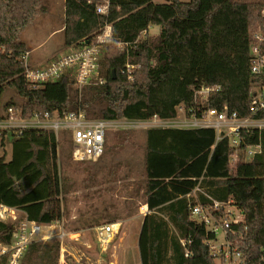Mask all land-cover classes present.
<instances>
[{
    "label": "trees",
    "instance_id": "16d2710c",
    "mask_svg": "<svg viewBox=\"0 0 264 264\" xmlns=\"http://www.w3.org/2000/svg\"><path fill=\"white\" fill-rule=\"evenodd\" d=\"M102 3L66 0L67 47L95 39L107 24L114 26L115 41L129 47L111 45L101 63L106 83L80 92L69 77L40 87L27 81L21 58L28 49L21 32L42 0H0V119H7L11 108L21 109L24 118L81 108L95 120H174L180 106L192 116L196 92L204 87L220 90L197 112L199 118L208 108L225 107L242 119L252 117L255 89L264 86V76L251 72L253 34L264 33V0H110L107 17L97 14ZM151 26L160 32L150 36ZM255 118L264 119V110ZM124 134L119 130L111 138L119 142ZM70 136L62 133L58 145L53 132L0 133V203L42 226L63 221L69 208L68 171L98 163L109 149L98 162H74ZM231 143L210 128L147 131L144 180L137 194L149 211L139 234L141 264H218L206 245L215 234L192 217V206H213L196 193L198 188L223 205L224 213L237 209L244 216L247 230L237 226L240 235L231 239L247 264H264V129L242 131L235 164ZM252 149L258 151L248 158ZM77 220V231L121 221L98 211ZM16 226L0 221V245L12 243ZM60 246V240L35 241L21 264H59Z\"/></svg>",
    "mask_w": 264,
    "mask_h": 264
},
{
    "label": "built area",
    "instance_id": "2783aa9c",
    "mask_svg": "<svg viewBox=\"0 0 264 264\" xmlns=\"http://www.w3.org/2000/svg\"><path fill=\"white\" fill-rule=\"evenodd\" d=\"M103 3L96 8L97 14L107 17L110 12V0H102ZM114 45L119 49L129 47L126 44L118 43L114 38V26L107 24L101 33L93 40H84L80 44L70 46V51L60 60L54 61L49 65L32 67L30 65V53L22 56L21 62L25 66V77L28 82L34 86H43L48 83L57 82L64 77H69L74 87L82 92L89 86H100L106 83L101 75V63L105 58L108 47ZM251 72L253 75L264 76V33L256 32L253 34ZM131 66L127 68L130 79L133 78ZM218 87H204L196 92L195 108L190 111V120L182 119L174 122L182 126H173L178 129H199L210 128L217 133L218 139L229 138L232 140L234 148L232 163L240 160L241 152L239 146L243 130L264 129V119H256L262 110H264V86L260 85L255 89V108L252 117L242 119L237 113H231L228 107L223 110L208 108L199 118L197 112L204 110L205 105L210 101L214 92H218ZM179 110L187 112L184 106ZM7 119H0V133L13 132L22 134L27 130L39 132H53L56 135L59 145L61 134L69 133L72 140L73 161L74 162H98L102 159L107 146L108 132L119 131L123 129V120H95L90 119L83 109L78 111L65 112L63 114L56 112L35 113L31 118H24L21 109L11 108ZM189 117V116H187ZM159 119V118H154ZM151 120L140 121L150 124ZM128 121V120H127ZM175 121V120H164ZM184 126V127H183ZM165 128L166 126H161ZM154 129V128H153ZM258 150H260L258 148ZM252 149L248 153L251 158L258 151ZM202 192L213 206L204 207L202 204L192 206V217L205 224L208 230L215 234V239L207 241L211 256L220 264H247V260L231 236H239L240 231L237 226L245 227V218L237 210H227L224 213V207L199 188L196 193ZM147 214L149 211L143 207L142 212ZM221 213H224L223 215ZM237 213L240 218H237ZM0 221L17 223L12 243L10 245H0V259L8 256L7 264H21V259L28 249V246L38 240H46L42 235L43 227L36 222L30 221L26 216L22 218V212L0 203ZM52 228V226H50ZM96 238L100 245L107 248L114 240L115 226L113 224H104L94 228ZM69 236L68 233L58 235V239L63 243ZM184 247L187 242L182 241ZM190 256L187 251V257Z\"/></svg>",
    "mask_w": 264,
    "mask_h": 264
},
{
    "label": "rangeland",
    "instance_id": "374dc122",
    "mask_svg": "<svg viewBox=\"0 0 264 264\" xmlns=\"http://www.w3.org/2000/svg\"><path fill=\"white\" fill-rule=\"evenodd\" d=\"M153 2L163 4L166 1ZM65 4L66 0H42L39 13L31 24L22 30L21 40L27 45L32 67L49 65L64 58L70 51L65 39ZM159 32L160 27L151 26L148 34L154 36ZM145 35L147 33L143 36ZM178 115L175 121L153 119L150 124L123 120L122 131H125V134L118 142L114 140V136L111 138L116 131L108 132L109 149L101 161L70 168L67 217L61 222L42 226V235L47 239L38 240H59L58 235L63 231L69 234L63 246H60L59 264H141L139 234L142 223L139 219L137 222H131L129 229L127 226L130 223L128 219L142 214L143 200L141 201L137 194H140V183L144 180L146 133L152 128H163L161 126H182L179 123L175 125L174 122L186 118L190 120L179 108ZM7 150L11 151L10 145ZM59 152L58 149L60 157ZM2 154L0 149V155ZM93 211L106 213L112 219L118 217L123 221V226L116 228L118 234H115L113 242L107 248L99 244L94 229H84L82 232L76 230L79 227L78 217L81 215L84 218ZM237 218H240L238 213Z\"/></svg>",
    "mask_w": 264,
    "mask_h": 264
},
{
    "label": "crops",
    "instance_id": "0c3cea01",
    "mask_svg": "<svg viewBox=\"0 0 264 264\" xmlns=\"http://www.w3.org/2000/svg\"><path fill=\"white\" fill-rule=\"evenodd\" d=\"M145 207L144 205H142V208ZM146 208V207H145ZM145 211L142 212V214L138 215L137 217L135 218H131V219H128L130 220V223L129 225L127 226V228L129 229V227H131V222H137L139 219H140V223L141 224V227L143 226V223H144V219H145ZM136 219V221H134ZM115 226V234H118V230L116 228H120L121 226H123V221L121 220L120 222L118 223H115L113 224ZM82 232V231H81Z\"/></svg>",
    "mask_w": 264,
    "mask_h": 264
},
{
    "label": "water",
    "instance_id": "95a60500",
    "mask_svg": "<svg viewBox=\"0 0 264 264\" xmlns=\"http://www.w3.org/2000/svg\"><path fill=\"white\" fill-rule=\"evenodd\" d=\"M166 2H168L169 0H165ZM113 76H116V74L115 73H113Z\"/></svg>",
    "mask_w": 264,
    "mask_h": 264
},
{
    "label": "bare ground",
    "instance_id": "6f19581e",
    "mask_svg": "<svg viewBox=\"0 0 264 264\" xmlns=\"http://www.w3.org/2000/svg\"><path fill=\"white\" fill-rule=\"evenodd\" d=\"M179 116V115H178Z\"/></svg>",
    "mask_w": 264,
    "mask_h": 264
}]
</instances>
